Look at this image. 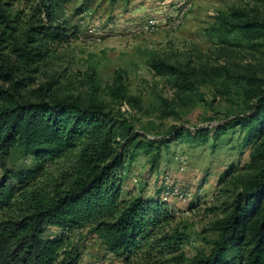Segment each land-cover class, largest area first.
I'll use <instances>...</instances> for the list:
<instances>
[{
	"label": "trees",
	"instance_id": "obj_1",
	"mask_svg": "<svg viewBox=\"0 0 264 264\" xmlns=\"http://www.w3.org/2000/svg\"><path fill=\"white\" fill-rule=\"evenodd\" d=\"M26 1L20 10L22 0H0V264H80L74 236L85 228L124 264H183L184 235L167 232L176 218L170 206L160 199L125 200L123 194L137 153L151 156L156 167L165 148L185 132L175 128L168 137L150 139L100 100L98 87L88 97L60 96L57 81L38 84L43 67L58 47L77 38V29L65 17L71 0ZM232 18H223L218 30L237 33L264 57V19L240 10ZM152 68L178 94L196 90V69L158 59ZM221 76L234 79L224 70ZM235 81L244 85L252 111L218 126L212 139L218 142L237 127L246 130V144L254 147L253 173L241 181L229 214L213 224L218 238L211 254L189 264H264V79L248 73ZM114 84L117 103L141 107L121 77ZM163 102L169 116L174 111ZM211 133L198 129L186 138L206 144ZM16 156L31 165L11 166ZM55 165L57 177L49 175ZM234 175L231 169L221 180Z\"/></svg>",
	"mask_w": 264,
	"mask_h": 264
},
{
	"label": "rangeland",
	"instance_id": "obj_2",
	"mask_svg": "<svg viewBox=\"0 0 264 264\" xmlns=\"http://www.w3.org/2000/svg\"><path fill=\"white\" fill-rule=\"evenodd\" d=\"M184 1H192L193 9L178 30H168L174 6ZM28 5L29 1L22 0L16 8ZM237 10L264 19V0H71L65 17L76 27L77 38L58 47L38 77V84L57 81L55 91L60 96L88 97L98 87L99 99L125 113L137 131L150 139L168 137L175 128L185 132L182 140L165 148L156 167L151 156L138 152L128 168L123 194L125 200L160 199L170 206L176 218L167 232L177 230L184 235L179 258L183 264L211 254L212 242L218 238L213 224L229 214L228 204L240 191L241 181L253 173L249 165L254 147L246 144V130L237 127L218 142L212 139L218 126L252 111L253 102L246 100L244 85L236 83V77L256 73L264 79L263 55L237 33L218 30L222 19H233ZM150 19L158 22V29L139 34L138 27ZM88 26L100 28L104 36L95 39ZM156 59L196 69V90L178 94L167 77L153 70ZM222 70L234 79H225ZM119 77L130 95L141 99L140 108L112 98L110 89ZM164 100L174 111L169 116ZM198 129L212 131L208 143L186 138ZM31 163L21 156L11 160L14 167ZM231 169L235 175L222 181ZM50 174L58 176L56 165L49 168ZM168 186L180 189L186 198L167 195ZM74 243L82 254L80 264H124L87 228L76 232Z\"/></svg>",
	"mask_w": 264,
	"mask_h": 264
},
{
	"label": "built area",
	"instance_id": "obj_3",
	"mask_svg": "<svg viewBox=\"0 0 264 264\" xmlns=\"http://www.w3.org/2000/svg\"><path fill=\"white\" fill-rule=\"evenodd\" d=\"M174 14L172 15L170 21L167 23V29L170 31L178 30L184 23L185 18L189 15L191 10L193 9V2L192 1H184L181 3H177L174 6ZM82 24L86 25V21H82ZM158 29V22L155 19H150L146 21L145 24L138 27L137 32L139 34L148 33ZM88 30L93 33L95 39H101L104 36V32L98 28H93L92 26H88ZM167 195H174L181 199L186 198V194L183 191L176 187L168 186L166 189Z\"/></svg>",
	"mask_w": 264,
	"mask_h": 264
}]
</instances>
